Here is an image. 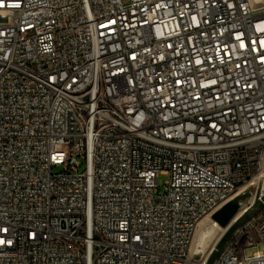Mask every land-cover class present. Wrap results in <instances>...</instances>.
I'll use <instances>...</instances> for the list:
<instances>
[{
    "label": "built area",
    "instance_id": "built-area-1",
    "mask_svg": "<svg viewBox=\"0 0 264 264\" xmlns=\"http://www.w3.org/2000/svg\"><path fill=\"white\" fill-rule=\"evenodd\" d=\"M0 264H190L264 171V6L0 0ZM169 176L162 190L159 177ZM213 261L264 264V205Z\"/></svg>",
    "mask_w": 264,
    "mask_h": 264
},
{
    "label": "bare ground",
    "instance_id": "bare-ground-1",
    "mask_svg": "<svg viewBox=\"0 0 264 264\" xmlns=\"http://www.w3.org/2000/svg\"><path fill=\"white\" fill-rule=\"evenodd\" d=\"M256 1H259V0H256ZM248 2H251V0H248ZM260 178H264V171L260 175ZM228 198H229V195H222L221 196V203H223V204L221 205V207H219V209L217 211H219L220 209H223L225 207L223 205H224V203H226ZM232 199L230 200V204L223 209V212L225 214L231 213L232 211L236 210L237 207L239 208V204H240L239 199H234V200H232ZM231 202H233V203H231ZM249 209L250 208L241 210L239 213H236V211H235L234 215L230 218V220H232L231 222H229L230 224L226 223L224 225L225 229H223L224 226L221 225L220 223H218L215 220V218H213L212 221H209L210 219L207 220L208 217L206 219H204L199 224L197 234L194 238V241H193V244L191 247L190 257L193 258L194 260L191 259L190 264H198V263H202L203 261H205V262L213 261L217 248L219 249V248L223 247L224 243H226L227 239L229 238V236L232 232L231 230L233 229V227L237 226V224L241 222V220L248 213ZM217 236H218V238H217ZM214 239L216 241L212 242V241H214ZM199 258H201V259L198 260Z\"/></svg>",
    "mask_w": 264,
    "mask_h": 264
},
{
    "label": "rangeland",
    "instance_id": "rangeland-1",
    "mask_svg": "<svg viewBox=\"0 0 264 264\" xmlns=\"http://www.w3.org/2000/svg\"><path fill=\"white\" fill-rule=\"evenodd\" d=\"M169 179V176L167 175H161L159 177V189L162 190L163 188V185L164 183ZM260 180V181H259ZM246 190H248L249 192V199H248V202L247 203H244L240 206L239 209H237L236 213H239L241 210H244V209H247V208H251L252 206V203L254 201V198H255V195L257 192H261L264 194V178H260V179H254L253 181H251L250 183H247L245 184L242 188H240L239 190H237L236 192H234L230 198L227 199L226 203H224L223 206L227 207L229 204H230V200H234V199H239V203H241L242 200L245 199L246 197ZM222 206V207H223ZM215 213H213L211 216H209L207 218V220L209 221H212L213 218L212 216L214 215ZM232 220H229L227 223L231 222ZM230 224V223H229ZM228 224V225H229ZM225 229V226L224 228ZM221 233V232H220ZM218 238V236H217ZM216 238V239H217ZM216 240L214 239V241L212 242H215ZM216 251H220V249L217 248ZM257 251H260V252H263L264 253V243H259L257 246L255 247H252V248H249L247 249L246 251V256L247 257H251L253 256Z\"/></svg>",
    "mask_w": 264,
    "mask_h": 264
},
{
    "label": "water",
    "instance_id": "water-1",
    "mask_svg": "<svg viewBox=\"0 0 264 264\" xmlns=\"http://www.w3.org/2000/svg\"><path fill=\"white\" fill-rule=\"evenodd\" d=\"M252 2V5L255 7V8H258V7H262L264 6V0H259V1H256V0H251ZM3 19L0 17V22L2 21ZM248 199H249V192L248 190H246V197L244 200L241 201L240 203V206L244 203H247L248 202ZM234 202V201H233ZM231 202V203H233ZM264 205V194H262L261 192H257L256 195H255V198H254V201H253V204L251 206V208L249 209L248 213L246 214V216L241 220V223L244 222L248 217L252 216V215H255L259 209ZM239 206V208H240ZM225 208V207H224ZM223 208V209H224ZM238 207L236 208V210L232 211L231 213L229 214H225L223 212V209H220L219 211H217L213 216L212 218H215V220L220 223L221 225H225L229 220L230 218L234 215L235 211H237V209H239ZM220 249V248H219ZM219 251H216L215 253V256L218 254ZM215 258V257H214ZM192 260H194L193 258H191ZM201 258H199L198 260H200Z\"/></svg>",
    "mask_w": 264,
    "mask_h": 264
}]
</instances>
